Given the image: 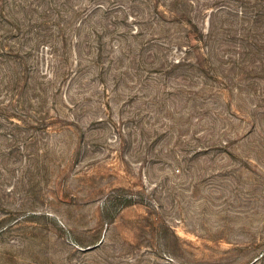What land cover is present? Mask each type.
Returning <instances> with one entry per match:
<instances>
[{
  "label": "rangeland",
  "instance_id": "374dc122",
  "mask_svg": "<svg viewBox=\"0 0 264 264\" xmlns=\"http://www.w3.org/2000/svg\"><path fill=\"white\" fill-rule=\"evenodd\" d=\"M191 1L0 0V264H264V0Z\"/></svg>",
  "mask_w": 264,
  "mask_h": 264
},
{
  "label": "trees",
  "instance_id": "16d2710c",
  "mask_svg": "<svg viewBox=\"0 0 264 264\" xmlns=\"http://www.w3.org/2000/svg\"><path fill=\"white\" fill-rule=\"evenodd\" d=\"M189 3H191V4H190V7H192V3H194V1L192 0V1L189 2ZM190 7H189V8H190ZM225 7H227V6H225ZM209 8H210V7H209ZM203 9H204V7H203ZM205 9L208 10V8H206V7H205ZM211 9H212V13H211L210 16L217 15V14H219V13H223V12H225L224 10H221L222 7L218 8L217 12H214V13H213V11L215 10V8L212 7ZM229 11H232V10H230V8L227 7V11H226V13H227V14H228V13L230 14L231 12H229ZM233 15H234V14H233ZM235 15H236V13H235ZM236 16H238V14H237Z\"/></svg>",
  "mask_w": 264,
  "mask_h": 264
}]
</instances>
